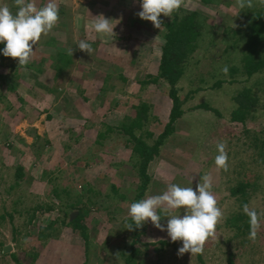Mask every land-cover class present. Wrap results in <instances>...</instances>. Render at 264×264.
<instances>
[{
	"label": "rangeland",
	"instance_id": "rangeland-1",
	"mask_svg": "<svg viewBox=\"0 0 264 264\" xmlns=\"http://www.w3.org/2000/svg\"><path fill=\"white\" fill-rule=\"evenodd\" d=\"M34 2L40 8L49 0ZM55 3L59 20L34 46L30 63L19 67L17 58L0 66L5 78L0 79V264H124L120 254L130 240L123 221L138 187L137 167L127 138L106 133L105 124L121 121L142 103L150 107L146 131L157 136L167 123L168 86L161 80L144 90L139 85L147 75L156 76L164 30L138 17V0ZM0 6L17 11L15 0H0ZM240 8V0H182L180 9L199 15L203 38L177 85L184 115L149 164L144 196L161 195L173 183L195 189L209 175L223 217L204 251L192 256L179 254L182 242H172L166 231L146 222L145 241L151 245L139 247L137 264H226L231 252L235 264H264V221L256 239L248 235L242 246L238 232L226 226L243 211L230 195L238 182L259 186L248 206L264 213V71L249 79L240 71L230 73V66H240L242 45L225 51L223 44L242 26ZM101 14L116 24L115 35L92 29L93 18ZM161 19L165 23L169 17L161 14ZM81 40L92 44L90 55L78 48ZM61 52L73 65L56 75ZM219 80L220 87L212 88ZM52 88L57 94L48 91ZM244 89L259 98L257 111L242 123L231 121L234 97ZM220 142L226 144L227 171L215 165ZM84 187L95 196L82 192ZM172 211L185 214L184 208ZM80 212L87 238L69 224ZM168 219L162 213L161 224L166 227ZM1 248L8 255L2 256Z\"/></svg>",
	"mask_w": 264,
	"mask_h": 264
},
{
	"label": "trees",
	"instance_id": "trees-1",
	"mask_svg": "<svg viewBox=\"0 0 264 264\" xmlns=\"http://www.w3.org/2000/svg\"><path fill=\"white\" fill-rule=\"evenodd\" d=\"M138 1L140 3V0ZM253 1L254 0H250V3H248L246 0L245 6L241 7L239 10V15L243 19L242 26L223 40V44L226 46L225 51L236 49L239 44L242 45L240 47V66H230L229 72L234 74L240 71L247 79L264 71V0H261V2ZM164 25L163 42L160 46V59L157 65L156 76L147 75L148 80H142L139 82V85L141 89L144 90L145 86L148 87L149 84L157 83V81L161 80L168 86L171 109L167 123L157 136L146 131L145 126L151 114L149 105L142 103L132 106L130 112L125 114L121 121H113L110 124H105L107 128L106 133L116 131L125 136L127 142L131 144L130 161H133L134 167H137L138 187L130 205L132 202L144 198L146 187L150 182L147 172L149 164L158 157L161 146L175 133L176 123L184 115L181 109L182 101L178 96L179 88L177 85L186 74L189 66L195 62L193 55L197 48H199V41L203 38V25L199 19V15L195 12H186L183 9H179L172 14V17H169ZM3 46L4 45L0 44V49H2ZM57 55L60 64L53 68V70L56 72V75H60L66 67H72L73 64L67 54L61 52ZM15 60L16 59L11 57L0 55V66H2L5 61L12 62ZM18 66L22 67V65L19 64ZM60 68L63 69L61 70ZM12 70L11 73L16 72L15 68H12ZM0 79L5 78L0 76ZM231 82L233 83L234 81ZM221 84L222 81L219 80L212 88H219ZM6 90L10 93L13 91L9 86ZM56 90L52 88V90L48 91H53L52 94H57V92H55ZM233 101L236 104V109L231 113V121L242 123L248 119V117H251L253 115L252 113L257 111L259 98L253 94L251 89H244L236 94ZM200 107L218 115L217 111L208 108L206 105H201ZM103 135L105 134H102L101 137H103ZM38 139L40 138H37V140ZM256 140L257 138H254L253 142ZM254 146L256 147V143H254ZM261 147H264V142L261 144ZM22 171L23 168L19 169V172ZM21 177H23V175H21ZM258 187L259 186L256 184L241 181L230 189V195L236 198L242 210L245 204L249 205L250 199L253 197L252 190L255 191ZM112 190L116 191L115 187H113ZM82 192H85V194H88L90 197L95 196L94 190L91 187H84ZM66 195H70V191L66 193ZM80 197L79 194L75 195L77 200ZM73 205L74 204H69L68 208L73 209ZM240 212H242V214L237 212L234 213L230 219H227L226 226L228 227L231 225V227H234L238 235L242 238L239 242V245L242 246L245 245L248 240L247 237L250 233V224L249 217L243 211ZM83 214L84 213L81 214L80 212L76 218H71L69 224L73 228L79 229L82 235L87 238L86 228L81 225V222L84 220ZM129 225H132L133 228L128 229ZM123 226L128 232L130 242L122 250L120 257L123 259L124 264H137L136 259L139 247H147L151 244H147L145 241L146 234L143 226L136 227L130 217L123 221ZM1 253L2 256H6L8 255L6 254L8 250L6 249L3 251L2 249ZM36 256L37 255H33L32 257L35 258ZM226 256V264H235L236 255L233 254V252L228 253ZM11 257L17 263L16 258L13 255H11Z\"/></svg>",
	"mask_w": 264,
	"mask_h": 264
},
{
	"label": "clouds",
	"instance_id": "clouds-1",
	"mask_svg": "<svg viewBox=\"0 0 264 264\" xmlns=\"http://www.w3.org/2000/svg\"><path fill=\"white\" fill-rule=\"evenodd\" d=\"M17 11L13 13L8 6H0V55L4 57L18 58L19 65H28L34 54V46L47 35L59 20V9L55 0L40 8H37L34 0H15ZM246 0H240V6H245ZM250 3V0H247ZM182 0H140L141 11L138 17L144 21H150L160 29H164V17H172L179 10ZM112 19L103 14L92 20V29L105 37L115 35L116 24ZM81 51L89 55L93 51L92 44L86 40L78 43ZM73 54V49L69 50ZM223 72L227 74L228 67ZM226 144H217L215 165L217 168L227 171L228 154L225 151ZM212 182L209 175H204L194 189L192 186L182 187L173 183L167 187L161 195H153L132 202L128 209V216L136 227H142L148 221L160 229L166 231L172 242L180 241L182 246L178 248L179 254L190 253L191 256L204 251L205 242L215 234L217 224L223 217V212L218 207L217 199L212 191ZM185 209L181 216L173 214L172 210ZM243 212L249 217L251 239L255 240L261 222L264 221V213L247 204L243 206ZM161 213L168 216L166 227L161 224ZM133 226L129 225L128 229Z\"/></svg>",
	"mask_w": 264,
	"mask_h": 264
}]
</instances>
